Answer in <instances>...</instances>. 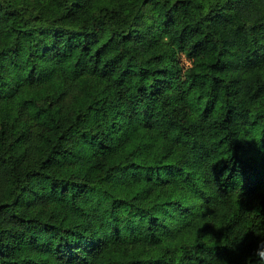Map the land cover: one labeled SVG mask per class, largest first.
Here are the masks:
<instances>
[{"label":"trees","instance_id":"trees-1","mask_svg":"<svg viewBox=\"0 0 264 264\" xmlns=\"http://www.w3.org/2000/svg\"><path fill=\"white\" fill-rule=\"evenodd\" d=\"M260 241L264 0H0V264Z\"/></svg>","mask_w":264,"mask_h":264},{"label":"clouds","instance_id":"clouds-1","mask_svg":"<svg viewBox=\"0 0 264 264\" xmlns=\"http://www.w3.org/2000/svg\"><path fill=\"white\" fill-rule=\"evenodd\" d=\"M255 255L261 262H264V241H260L257 244Z\"/></svg>","mask_w":264,"mask_h":264},{"label":"rangeland","instance_id":"rangeland-1","mask_svg":"<svg viewBox=\"0 0 264 264\" xmlns=\"http://www.w3.org/2000/svg\"><path fill=\"white\" fill-rule=\"evenodd\" d=\"M180 58H181V62L183 64H187L188 63L187 59L183 55H181Z\"/></svg>","mask_w":264,"mask_h":264}]
</instances>
